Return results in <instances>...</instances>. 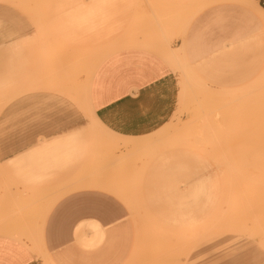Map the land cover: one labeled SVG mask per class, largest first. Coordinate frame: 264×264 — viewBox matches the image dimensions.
Segmentation results:
<instances>
[{"label":"rangeland","instance_id":"374dc122","mask_svg":"<svg viewBox=\"0 0 264 264\" xmlns=\"http://www.w3.org/2000/svg\"><path fill=\"white\" fill-rule=\"evenodd\" d=\"M230 1L0 0V230L19 185L65 184L123 203L129 264H264V12L251 36L226 32L198 61L177 45ZM130 47L175 76L157 100L169 113L139 136L106 127L90 100L99 67ZM16 152L31 154L11 163ZM16 170H28L20 183Z\"/></svg>","mask_w":264,"mask_h":264},{"label":"crops","instance_id":"0c3cea01","mask_svg":"<svg viewBox=\"0 0 264 264\" xmlns=\"http://www.w3.org/2000/svg\"><path fill=\"white\" fill-rule=\"evenodd\" d=\"M250 1L256 6L250 10L243 0H231L210 10L177 45L182 44L193 61H198L207 47H217L229 38L226 32L239 35V39L251 36L252 31L243 34V27L256 23V12L262 13L264 8L259 0ZM207 23H213L212 30L203 36L199 30ZM215 25L217 29L213 31ZM129 49L132 50L113 55L99 67L90 100L93 112L106 127L123 135L139 136L157 127L169 113L170 106L162 110L157 100L163 95L173 96L175 76L162 58L139 51L141 47ZM37 147L34 150H40ZM30 154L16 152L9 160L22 163L26 159L21 158ZM16 171L17 176L11 177L16 176L18 183L28 176V170ZM55 186L33 185V193L29 194V185H19L17 207H1V213L6 214L4 223L10 228L0 230V264H37V251L29 250L23 243L31 238L40 242L41 252L53 264H129L131 232L123 203L103 190L65 191L67 185L60 189Z\"/></svg>","mask_w":264,"mask_h":264},{"label":"bare ground","instance_id":"6f19581e","mask_svg":"<svg viewBox=\"0 0 264 264\" xmlns=\"http://www.w3.org/2000/svg\"><path fill=\"white\" fill-rule=\"evenodd\" d=\"M252 2H254V1H252ZM255 2H256V0H255ZM254 4V3H253ZM256 4V3H255ZM257 5V4H256ZM256 7V6H255ZM259 7V6H258ZM260 8V7H259ZM258 10H261V9H258ZM263 10V9H262ZM261 10V11H262ZM49 206V205H48ZM49 208V207H48ZM48 210V209H47ZM44 215V214H43ZM43 218V217H42ZM41 223V222H40ZM30 248V247H29Z\"/></svg>","mask_w":264,"mask_h":264}]
</instances>
